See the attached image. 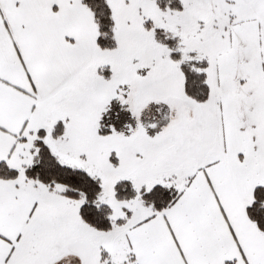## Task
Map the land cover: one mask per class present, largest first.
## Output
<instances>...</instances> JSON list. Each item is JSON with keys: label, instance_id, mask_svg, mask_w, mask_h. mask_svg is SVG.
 <instances>
[{"label": "snow or ice", "instance_id": "obj_1", "mask_svg": "<svg viewBox=\"0 0 264 264\" xmlns=\"http://www.w3.org/2000/svg\"><path fill=\"white\" fill-rule=\"evenodd\" d=\"M0 264H264V0H0Z\"/></svg>", "mask_w": 264, "mask_h": 264}]
</instances>
